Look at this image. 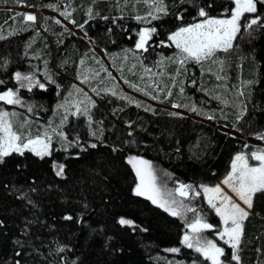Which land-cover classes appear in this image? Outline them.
Masks as SVG:
<instances>
[{"label":"trees","instance_id":"1","mask_svg":"<svg viewBox=\"0 0 264 264\" xmlns=\"http://www.w3.org/2000/svg\"><path fill=\"white\" fill-rule=\"evenodd\" d=\"M121 1L128 0H0V4L24 3L40 8L58 5L61 9L67 2L73 9L70 19L77 28L109 55L122 56L124 50L135 47L140 27L134 21L135 13L127 12L131 3L127 6ZM163 3L166 14L150 26L156 29L152 45L164 52V57L175 54L172 47H163L169 44L172 33L202 20L199 8L205 7L210 17H221L228 16L234 7L230 0ZM209 4L211 7H206ZM124 5L127 10L123 11ZM256 9L243 16L232 48L214 56L223 62L221 80L210 77L213 81L205 79L201 84L202 64L185 67V88L201 108L200 112L192 108L187 111L203 119L212 116L218 125L238 130L245 138L167 109L118 104L117 98L103 93L93 114V124L102 129L101 139L90 137L87 123L73 116L62 129L67 132V141L83 150L67 145L64 147L68 149H60L54 143L51 155L43 159L31 152L23 156L13 153L0 164V264H16L17 260L20 264H169L165 256L172 248H179L180 257L191 260L193 253L182 245L184 222L134 194L137 179L127 159L134 155L148 160L160 179L214 186L227 177L237 154L252 151L245 139L264 132V3L257 2ZM13 15L12 11L0 10V29L14 31L0 39V80L4 81L0 93L17 89V71L33 75L45 88L21 89L25 104L21 112L45 123L74 81L80 59L85 61L84 69L92 70L98 64L90 45L46 20L52 18L40 16L38 25L22 21L17 25V20L11 21ZM257 17L259 23L247 28L246 22ZM114 67L123 74L119 66ZM171 70L173 74L174 67ZM47 72L53 75L52 82ZM121 77L127 87L141 93L130 87L134 75L130 80L124 74ZM107 81L114 84L112 78ZM211 82L220 85L213 96ZM170 90L168 81L167 93ZM171 97L165 105L179 103L176 89ZM226 100L230 108L222 109ZM92 144L97 147H90ZM53 161L64 165L62 176L56 175ZM200 207L219 226L214 212L203 202ZM67 215L73 219L65 220ZM121 218L134 226L121 225ZM58 247L65 251L57 253ZM238 253L239 264H264V192H257L253 198ZM230 256L227 249L225 260L237 264Z\"/></svg>","mask_w":264,"mask_h":264},{"label":"rangeland","instance_id":"2","mask_svg":"<svg viewBox=\"0 0 264 264\" xmlns=\"http://www.w3.org/2000/svg\"><path fill=\"white\" fill-rule=\"evenodd\" d=\"M232 1V0H230ZM125 5H130L131 8L126 9L125 5L123 6L122 10H127V12H134L136 17L134 21L137 22V25L139 28V33L141 30L148 28L151 29L150 26L153 19V16H161L164 13H158L156 12V6L153 5V7H149L150 4H153V0H148V3H145L144 0H128V1H121ZM66 5V6H65ZM165 6V4L163 3ZM61 6V5H60ZM71 6L69 3H65L63 8H59L58 5H55V10L53 7L51 8H40L38 5H35L33 7H27L24 3L10 6V5H3L0 4V10L3 11H12L15 13L13 17H11V21L17 20V25L22 21L24 23H30V24H37L41 23L39 19L40 16L50 17L52 19H46L49 20L50 23L63 27V29H66V32L68 31L72 35H74L76 38L81 39L82 41L87 42L90 47L92 48L93 53V59L97 61V66L93 68L92 70L87 68L84 69L85 61L80 59L79 64L80 68L76 72V77L73 82H71L69 88L65 91L63 97L61 98L60 102L56 105L55 111L53 112L51 118L45 122V123H38L33 121V119H30L26 114H23L21 112V109L24 108L25 104L21 100L20 97V90L23 89L20 87V85L17 86V91L20 100L22 101L21 104H7L4 101H0V111L8 112V113H15V116L10 115L9 119L12 121L14 129H19L21 133L24 134L25 137H31L36 138L37 136H40L42 139L45 138V134H47L48 137H50V148L52 151L53 144L56 143L60 149H68L69 147H64L65 145L70 147H77L78 149H83V147L79 146L78 144H71L68 141V138L65 139L64 137L67 136V132L63 128L64 125L68 124L69 120L73 117L75 119H83L85 123L89 126L88 132L89 136L92 138H97L98 140L102 137V129H100L99 126L96 127V122L94 123V116L96 109L98 106H100V101L102 100V97L105 96L103 93H109L110 97L117 98V103L121 104L122 102L125 105H131V104H139L141 107L145 105H149L153 108H161V109H167L170 110L178 115L182 116H190L198 121H203L208 124H211L212 126L218 127L220 130L234 136L237 138H245L241 132L238 130H230L224 126L218 125L213 119H203L200 117V115H192L187 111L186 108H196L197 111H201V108L198 109L195 105V101L190 97V94L187 92L186 87V78H187V72L185 67L187 65H195L194 61L191 60H185L183 66L181 65L180 61L184 58L186 54L182 53L180 49H178L175 44L169 40V44H163V47H172L175 49L173 56H166L164 57V52H162L160 49H157L153 47L152 45V36L151 39L148 40L145 47H147V51H144L142 49H136L135 47L129 50H124L122 56H119L118 54H111L106 51V49L101 48L100 46H97L93 40L89 39L87 33L82 28H77L74 25V21L70 19L73 9L70 8ZM235 7V5H234ZM233 7V9H234ZM232 9V10H233ZM61 10V11H60ZM152 13V15H149V13ZM61 13H64V15H61ZM23 14V15H21ZM26 14H32L36 16L35 22L27 21L24 18V15ZM245 14H251V13H244L240 18V25L241 20ZM67 17V18H66ZM137 17L141 19H137ZM22 18V19H20ZM213 18H220V19H226L230 18V16H221V17H213ZM205 18H202V20ZM59 20L60 23H56V21ZM202 20L196 22L199 23ZM194 24V23H193ZM21 25V23H20ZM38 25V24H37ZM191 25V24H189ZM188 26V25H186ZM43 27V25H42ZM184 27V26H183ZM44 28V27H43ZM42 28V29H43ZM18 29V28H17ZM31 29V28H27ZM179 28L176 30L178 31ZM241 30V29H240ZM7 33H6V32ZM175 31V32H176ZM14 33L13 29L10 31L2 30L0 29V35L2 36H10ZM238 35V33H237ZM237 37V36H236ZM139 39V35L137 37ZM235 40L232 42V46L234 44ZM56 43V42H54ZM158 47H161L160 45ZM232 48V47H231ZM229 48V49H231ZM220 52L217 51L216 54ZM215 54V55H216ZM81 61H83V64H81ZM99 61L101 63H99ZM215 61V62H213ZM219 60H216V58L212 57L207 61L202 62V72L200 76V83L202 84V81L210 80H221L223 78L222 76V65ZM115 65L119 66V68L122 70L124 76L127 78V80H130V77L134 75L133 80H131L132 84L136 86V90L140 89L141 93L131 90L129 87H127L126 82L122 79L121 75L119 74L116 69ZM86 67V66H85ZM172 67H174V73L172 74L169 71H172ZM221 77L218 79L217 77ZM47 77L51 78L49 79L51 82L53 81V75L51 76L47 72ZM208 77H213V79H208ZM112 78L114 81V84L112 82H108L107 79ZM38 81V80H37ZM107 81V84L105 82ZM171 82V90L167 93L166 91V82ZM27 83V81H25ZM117 83V84H116ZM212 88L214 89L211 91V95L217 94V88L219 89V82H211ZM200 84V85H201ZM110 88H109V86ZM113 85V87H112ZM118 85L121 91H118ZM222 86V85H221ZM36 87V86H34ZM33 87V88H34ZM32 88V89H33ZM27 89V88H25ZM88 89V90H87ZM176 89V92L178 94V102L174 103L173 105H179V107H173V105L168 106L165 105L164 101L170 100L171 93ZM203 90H206L207 88H203ZM182 90V91H181ZM139 91V90H138ZM115 92L116 95H113L112 93ZM145 93L149 94L150 96H147ZM170 93V94H169ZM207 93V92H206ZM2 94V93H0ZM86 94V96H85ZM212 95V96H213ZM121 96H126L131 98L133 101L132 103H129L127 99H121ZM90 98L92 103H89L87 98ZM152 97H156V99H153ZM125 100V101H124ZM183 101V102H182ZM115 103V104H117ZM143 104V105H142ZM185 104V105H184ZM223 104V103H222ZM230 101L226 100L222 106V109H229ZM211 104H208L209 106ZM97 106V107H96ZM116 107V105H114ZM113 106V107H114ZM77 107L80 108V112H77ZM96 107V108H95ZM95 108V109H94ZM94 109V110H93ZM85 110L87 111V115L84 114ZM26 115V116H25ZM67 117L65 120L64 117ZM91 117V122H89L88 117ZM90 123V124H89ZM59 133H63L64 135L61 136ZM68 140V141H67ZM248 145L252 148L251 152L257 150V149H264V140H258L256 137H250L245 139ZM25 152H29L25 150ZM24 152V153H25ZM250 152V153H251ZM15 153V152H13ZM12 153V154H13ZM32 153V152H31ZM33 154V153H32ZM249 154V153H244ZM46 157V156H45ZM130 157H134V155H130ZM138 157V156H135ZM141 158V157H139ZM127 159V160H128ZM144 159V158H142ZM146 160V159H144ZM148 161V160H147ZM151 163V162H150ZM249 163L253 166H257L259 164L258 161L249 159ZM152 164V163H151ZM132 167V165L130 164ZM153 166V165H152ZM133 169V167H132ZM134 170V169H133ZM153 171L156 175V186L160 189V192L162 194V197L164 199H169V193H172L174 198L176 200H182L186 205H189L190 207H194L197 211L196 213L189 212L187 213V221L185 219L180 218L185 225V232H187L189 235H193L191 232V229L187 227V222H190L196 215H199L204 221L207 223L213 225V229L211 230H205L201 233L202 236L206 237L207 239L213 240L219 247H222L225 249V253L227 249L231 250L229 245L224 243V240H221L219 238V233L223 230L224 224L221 220V217L216 215L215 210H213L208 202H207V195L203 191L204 187L213 188L219 185L223 193L231 196L232 199L241 204V207L246 206L243 204L242 201H239V198L231 191V189L222 183V181L218 182L214 186H207V185H193V184H184V185H191L192 189L189 191V195L187 198L181 197L179 193L176 191V189L179 188L181 183L171 181L170 178H164L160 179V177L157 176V173L153 167ZM135 172V170H134ZM136 175V173H135ZM137 183L136 186L139 184V178L136 176ZM136 188V187H135ZM199 193V195H196V193ZM145 197V196H142ZM146 198V197H145ZM151 201V200H150ZM152 202V201H151ZM203 202V204L207 207H209L214 214L219 218V226L215 225L211 220L208 219V215L205 214V212L200 207V204ZM217 205L219 206L220 201L217 200ZM157 206V204H155ZM159 207V206H158ZM164 210V208L160 207ZM165 211V210H164ZM169 213V212H168ZM251 213V210H250ZM170 214V213H169ZM244 225V222H243ZM185 234V233H184ZM184 236V235H183ZM183 239V237H182ZM227 239V237H225ZM242 239V238H241ZM183 245V244H182ZM185 249L191 251L192 257L191 260L189 259H183L181 250L179 249V252H171L169 251L167 255L165 256L169 262V264H211L210 261L205 260L199 253L194 251V249H189L186 246L183 245ZM239 255V253H238ZM221 259L225 260V256ZM227 264H229L227 262Z\"/></svg>","mask_w":264,"mask_h":264},{"label":"snow or ice","instance_id":"3","mask_svg":"<svg viewBox=\"0 0 264 264\" xmlns=\"http://www.w3.org/2000/svg\"><path fill=\"white\" fill-rule=\"evenodd\" d=\"M144 2L148 3V0H144ZM232 2L235 7L231 13L228 14L230 18L220 19L210 17L205 7H201L198 10V15L205 19L199 23L180 27L178 31L172 33L168 37L182 53L186 54L180 61L182 66L185 60H191L197 64H202V62L214 57L217 51L227 52L229 48L232 47V42L236 39L237 33L240 32L241 25L239 21L241 16L244 13L256 12L257 2L264 3V0H232ZM153 5L156 6V12L166 14V7L163 5V0H153V4H150L149 7H153ZM50 7H53L55 10V6L50 5ZM206 7H211V5H206ZM91 14V10H89V15L91 16ZM61 15H64V13H61ZM149 15H152V13L150 12ZM24 18L32 22L36 20V16L32 14H26ZM158 18V16H153V19ZM137 19L141 18L137 17ZM178 19H182V17H178ZM259 19L260 18L257 17L247 21L246 27L250 29L253 25H257ZM56 23L59 24L60 21L57 20ZM155 32V28H145L141 30L138 33L139 39L135 44V48L147 51L145 45ZM4 38V36L0 35V39ZM220 63L222 64L223 62L220 61ZM81 64H83V61H81ZM217 78L220 79L221 77L218 76ZM15 80L19 83L21 88H27L29 91H31L34 86L41 89L45 88V85L35 80L33 75H25L19 71L15 73ZM25 81H27V83H25ZM2 83H4V81L0 80V84ZM130 87L136 88L135 85H130ZM112 94L116 95L115 92ZM145 94L147 95V93ZM241 95H243V93H241ZM120 98L127 99L129 103L133 102L131 98L126 96H121ZM152 98L156 99V97ZM87 99L89 103H92L90 98ZM0 101H4L7 104L22 103L18 92L11 89L0 94ZM137 106L140 105L137 104ZM173 107H179V105H173ZM191 110L197 111L194 107ZM29 111H31V108H29ZM80 111V108L77 107V112ZM84 114L87 115L86 110ZM10 115L15 116L16 114L0 111V164H3L4 158L11 155L13 152L23 156L25 150L32 152L41 159L45 156H50L51 138L48 137L47 134H45L44 139L40 136L34 139L25 137L19 129H14L13 123L9 119ZM207 118L213 119L212 116H207ZM64 119L66 120L67 117L65 116ZM88 119L89 122H91L90 116ZM59 135L63 136L64 134L59 133ZM129 135H131V133H129ZM64 138L67 139L66 136ZM256 139L264 140V132L257 134ZM90 147L96 148L97 145L92 144ZM249 159L258 161L259 164L253 166L249 163ZM128 163L132 165L140 181L134 189L135 195L145 196L147 199L151 200L153 204H157V206L164 208L166 212H169L173 216H179L186 221L187 213H196L197 210L194 207L186 205L182 200H176L172 193L168 194L170 200L162 197L160 189L156 186V175L153 171V166L149 161L134 156L128 159ZM52 166L57 176L63 175L64 165L57 164L53 161ZM222 183L227 185L231 191L235 193L239 201H242L246 208L241 207V204L235 202L231 196L224 194L219 185L213 188L204 187L203 191L205 194H208L207 202L209 206L215 210L216 215L220 216L223 221L224 228L219 233V238L224 240V243L229 245L233 250L230 260L236 261L237 264H239L240 256L238 252L243 235V222L250 215L255 194L257 192H264V149H257L247 155L244 153L237 154L231 164V171ZM191 189V185L181 184L176 191L181 197L187 198ZM196 195H199V193L197 192ZM217 200L220 201L219 206L217 205ZM64 219L70 221L73 217L67 215ZM118 222L121 225L134 226L132 221L124 218H121ZM2 226L3 222L0 221V227ZM187 227L191 229L193 235H189L185 232L182 239V244L184 246L189 249H194V251L199 253L205 260L210 261L211 264H227L226 260L221 259L225 256V249L219 247L213 240L207 239L201 235L203 231L213 229V225L204 221L199 215H196L190 222H187ZM225 237H227V239H225ZM17 243H19V241H17ZM64 251V247L57 248V253ZM169 251L179 252V249L172 248L169 249ZM16 255L20 256V252H17ZM16 264H20L19 260L16 261Z\"/></svg>","mask_w":264,"mask_h":264}]
</instances>
